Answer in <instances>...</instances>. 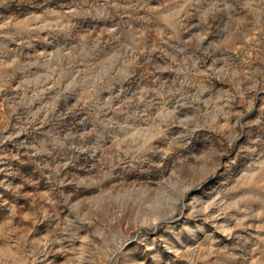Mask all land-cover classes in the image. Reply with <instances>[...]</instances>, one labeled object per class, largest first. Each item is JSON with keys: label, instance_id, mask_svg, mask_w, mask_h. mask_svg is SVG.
<instances>
[{"label": "rangeland", "instance_id": "1", "mask_svg": "<svg viewBox=\"0 0 264 264\" xmlns=\"http://www.w3.org/2000/svg\"><path fill=\"white\" fill-rule=\"evenodd\" d=\"M0 264H264V0H0Z\"/></svg>", "mask_w": 264, "mask_h": 264}]
</instances>
